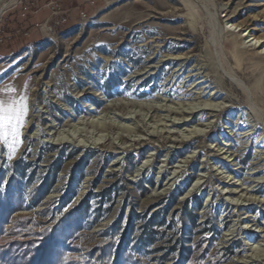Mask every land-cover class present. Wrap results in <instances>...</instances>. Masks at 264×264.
<instances>
[{
	"label": "rangeland",
	"instance_id": "1",
	"mask_svg": "<svg viewBox=\"0 0 264 264\" xmlns=\"http://www.w3.org/2000/svg\"><path fill=\"white\" fill-rule=\"evenodd\" d=\"M10 1L0 98L28 114L0 151V246L60 222L88 264H241L263 245L264 0ZM80 121L102 145L48 142Z\"/></svg>",
	"mask_w": 264,
	"mask_h": 264
},
{
	"label": "trees",
	"instance_id": "2",
	"mask_svg": "<svg viewBox=\"0 0 264 264\" xmlns=\"http://www.w3.org/2000/svg\"><path fill=\"white\" fill-rule=\"evenodd\" d=\"M3 215L4 211L0 212V221L3 219ZM61 223L56 224L49 236L46 234L39 239L12 241L7 246H0V264H88V262H80L77 259H68L65 249L59 248L61 239L57 238L59 234L57 230ZM24 235L26 236V234ZM93 264H121V262L109 261L105 257L98 259Z\"/></svg>",
	"mask_w": 264,
	"mask_h": 264
},
{
	"label": "bare ground",
	"instance_id": "3",
	"mask_svg": "<svg viewBox=\"0 0 264 264\" xmlns=\"http://www.w3.org/2000/svg\"><path fill=\"white\" fill-rule=\"evenodd\" d=\"M0 1H2V0H0ZM12 1L13 0H11L10 2H12ZM5 7H6V5L5 6H2L0 10H2V9L4 10ZM253 39H256L257 40L258 38H253ZM242 54H243V50L241 51V49H238V54L237 55L241 56ZM237 72H238V70H237ZM236 87H238V86H236ZM239 89H241V88H239ZM192 96L193 95L191 94V97ZM214 98H216V95L213 96V97H211L210 99H214ZM215 108H216V106H214V105H207V106L203 107V109H197L196 108L195 110H197V111H193L192 109L189 108L188 109L189 112L188 111L187 112L186 111L185 112L182 111V113H188L189 115H192L194 112H202L204 110L215 111ZM154 111H156V109H154ZM173 114H179V112H174ZM36 117H38V116H36ZM193 120L194 119H192V121ZM84 122L85 121H83V122L80 121V122H77L75 125L74 124L70 125L69 123H66L63 126H61L59 129H55V130H54V128H52V131L49 130V133L47 134V136L50 137L48 142H51L52 144H56V145L72 144L76 148H81V149H86V148H90V147L97 148L98 146L102 145V143H99V141L101 140V138L97 140L96 139V135L91 138V137H87V136H83L81 134H78V136L76 137L75 134H73V132L71 133V129H73L74 132L79 133L80 132V127L79 126H82L83 127L84 126ZM88 123L89 122H86L85 125H87ZM189 123H190V121L183 120L181 126L187 125ZM90 124H92V126H95V128H98L99 127V125L96 124V123L94 124V123L90 122L88 125H90ZM178 125H180L179 122L169 121V124L168 125H165V127L173 128V127H176ZM199 132L200 131H198V130H193L191 132V134L195 135V134H197ZM41 133H43V132H41ZM87 133L85 132V135ZM113 147H114V144H113ZM139 175H141V173ZM176 177H177V175L173 176V178L171 180H173ZM245 191H246V193H248L247 191L252 192L253 189L252 190L246 189ZM232 193H234V192L233 191H230L229 192V194H232ZM235 233L236 232L234 230H231L230 234L228 235L229 236L228 238H232L233 236H235L234 235ZM248 233L249 234H252V236H253L254 239H257L258 238V235H256L257 233H254V232L253 233L252 232L251 233L250 232H245L244 234H248ZM250 250L251 249H249V251ZM254 263L264 264V242H263V245H260V248L251 250V252H250L249 255L246 254V256L244 258V261L241 264H254Z\"/></svg>",
	"mask_w": 264,
	"mask_h": 264
},
{
	"label": "snow or ice",
	"instance_id": "4",
	"mask_svg": "<svg viewBox=\"0 0 264 264\" xmlns=\"http://www.w3.org/2000/svg\"><path fill=\"white\" fill-rule=\"evenodd\" d=\"M28 104L26 98H0V151L7 149V159L11 160L22 142L21 128L26 121Z\"/></svg>",
	"mask_w": 264,
	"mask_h": 264
}]
</instances>
